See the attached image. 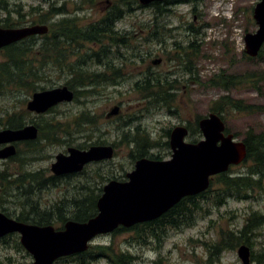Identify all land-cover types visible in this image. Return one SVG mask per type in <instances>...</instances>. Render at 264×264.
Instances as JSON below:
<instances>
[{
  "label": "rangeland",
  "instance_id": "1",
  "mask_svg": "<svg viewBox=\"0 0 264 264\" xmlns=\"http://www.w3.org/2000/svg\"><path fill=\"white\" fill-rule=\"evenodd\" d=\"M6 1L12 9L23 5L25 12L30 10L29 7L38 5L43 10L47 9V4L43 0ZM63 1L66 2L67 16H76L77 22L81 26H87L93 21L100 20L107 13L105 9L111 5L110 2L106 3V0H99L92 6L79 3L77 7L82 9L76 10L74 2L79 0H59L58 6H62L61 2ZM258 1L203 0L197 4L195 11L193 5L179 4L172 7V12L163 16L159 15L156 21V7L145 5L146 7L141 9L135 4L133 9L126 10L124 18L116 22L119 35L129 45L123 46L120 42L119 46L111 47L113 53L109 54L110 67L108 64L104 67L101 63L92 61L88 57V61L84 64V67L90 71L105 70L108 74H111L110 71L114 66L120 68L124 75V79L120 83L95 86L92 93L78 96L72 102L60 103L44 114H37L26 109V104L31 99L32 93L18 91L0 96V115L3 110L24 111L27 118L26 125L35 124L37 126L43 120L53 119L54 122H61L63 128L68 129L72 134L67 137L62 135L58 142L50 143L38 139V141H32L34 146H29L28 141L18 142L16 145L17 156L0 159V172L38 173L39 176L46 178L52 175L50 166L55 161V156L61 152L67 153L70 146L80 148L79 144L86 142L89 147L99 144L97 142L100 141V143L105 142V145L110 144L115 147L112 159L88 165L85 174L80 173L60 178L56 181V185L48 184L42 190L34 191L33 187L26 186V190L19 191L14 186L0 197V210L11 217H16L19 214L35 215L51 207L57 208V206L58 208L54 209L55 215L64 210L67 213L72 211V208L69 209L71 198L77 197L78 194L86 195L92 188L95 193H98L100 191L98 188L103 187L110 179L126 178L125 175L134 169L135 159L130 153L135 142L128 143L123 139H134L135 141L136 137H147L154 143L153 147L148 149V155L169 159L171 149L168 144V132L182 124L193 126L197 118L200 119L211 113V103L221 95L229 94L235 99L243 100L254 106V108H261L247 114L227 113L225 125L228 133L238 134L236 135L237 140H242V135L247 130L263 132L264 91L259 93L250 87H244L226 92L207 85L209 78L222 70L232 74L264 70V46L262 57H252L253 60L246 58L247 54L244 51L246 33L255 32L258 27L253 19V8ZM12 17L16 18L14 14ZM61 18L57 15L53 17L55 21ZM25 19L26 22L21 26L33 25V19L30 16ZM155 23L159 30L157 38L151 36L153 31L151 26H154ZM40 37L41 35H37L34 39L28 40V43L38 44L41 40ZM191 41L196 42L195 46L199 54L194 56L192 62L196 80L188 81L190 74L184 72L180 63L173 58L180 52L176 44L185 47ZM84 45L85 47L78 50L81 55H86L90 48L100 51L101 47L99 44L85 43ZM118 48L119 53L116 51ZM71 50L73 49L71 48ZM64 52L66 61L79 60L80 56L77 54L69 50ZM63 55L61 56L63 57ZM157 59H160V62L155 64L154 60ZM80 60L85 59L81 57ZM101 61L105 62L106 59ZM148 72L153 73V77L156 75L165 77L164 75L168 74L169 82L177 80L178 90L175 91L170 109L164 106L154 107L147 101L141 100L139 94L134 91V83L141 80ZM43 76L45 79L41 80L38 85L46 89L63 86L70 78L66 70L53 66H47ZM116 105L120 107L118 115L107 117V114ZM84 110L89 112L90 117L95 116V122H81L77 125L74 117ZM59 133L57 131V134ZM190 133L187 138L189 142L202 138L201 133H193L191 129ZM24 160L27 162L23 167ZM250 165V162H246L232 166L230 173L245 172ZM20 178L22 183L28 185L26 178ZM262 181L264 183V177ZM82 184L88 186L89 189L79 190L76 188L77 185ZM251 195L252 197L248 199L229 197L220 208L215 207L211 215L199 217L193 227L183 228L177 232L170 231V235L166 234V239L160 244L162 245L160 250L156 249L159 244L155 248L151 245L128 244L126 241L130 236L128 229L99 235L92 241V245L101 247L112 244L117 250H121V248L128 250L136 256L134 264H151L154 260H159L160 264H204L207 258L205 245L218 240L221 228H241L246 223L247 217L253 212L264 216V191L256 189ZM63 204L66 208L60 209ZM50 217L53 216L50 215ZM54 226L60 228L62 223L55 222ZM256 231L258 233L250 238L252 242L250 249L254 255H258L260 258V262H255V264H264V225ZM15 239L16 237H9L4 241L0 240V264H19L32 261L30 254L21 247L19 248ZM17 239L19 241L18 237ZM71 260V257H67L62 262L67 264ZM92 264L112 263L106 257L98 256L92 261ZM215 264L243 263L238 256L237 248H235L232 251H225L220 260L215 261Z\"/></svg>",
  "mask_w": 264,
  "mask_h": 264
},
{
  "label": "trees",
  "instance_id": "2",
  "mask_svg": "<svg viewBox=\"0 0 264 264\" xmlns=\"http://www.w3.org/2000/svg\"><path fill=\"white\" fill-rule=\"evenodd\" d=\"M47 6L46 10H43L41 6L29 7L30 10L25 12L23 5H18L17 9L9 7V3L6 0H0V26L2 27H18L26 22V17H31L33 24H48L49 33L40 37V43H28V40H32L35 36L20 42L11 44L2 50V59L0 60V96L8 93H15L18 91H25L27 93H33L39 89H45L38 83L44 80L43 73L47 66L58 67L61 70H66L70 76L66 85L75 91V99L78 96H84L88 93H92L93 87L101 85H116L124 79V75L121 73L120 68L114 66L111 70V74L104 71L88 70L84 64L90 60L97 63H103L102 59H106V65L111 66L109 54L113 53L111 47L119 46L122 43L123 46L129 45L123 37L119 35V30L116 29V22L126 15V10L133 9L137 4L139 8H145L138 0H106L108 5V12L98 21H93L87 26H81L77 22L76 16L68 17L65 9L66 2L63 1L62 6H58L59 0H43ZM99 0H79L74 2L75 6L79 3L90 4L91 6ZM203 0H163L162 2L152 3V7H156L155 21L158 16L166 15L172 12V7L182 3L193 5V10L199 2ZM112 2V3H111ZM82 9L77 7L76 10ZM3 14V16H1ZM16 18H13L12 15ZM63 15L59 21H55L53 17L56 15ZM151 36L157 38L159 36V30L157 23L151 26ZM149 31H151L149 29ZM195 31V30H194ZM197 32V30H196ZM117 35L120 37L117 39ZM112 36V37H111ZM87 44H99L100 51L89 49L86 55L78 53L80 48L85 47ZM196 42L191 41L187 46L177 45L180 50L179 54L174 56L173 60L179 62L182 66V70L190 74L188 81L196 80L194 77V67L192 65L194 56H198L199 52L195 46ZM115 47V46H114ZM71 48L73 50H71ZM65 50H69L72 53L77 54L79 60L69 62L66 61V55H63ZM119 53V48L116 50ZM263 48L258 54V58L262 57ZM63 55V57L61 56ZM83 57L85 60H80ZM88 57V58H87ZM248 59H254L248 57ZM172 73V72H171ZM186 73V74H187ZM153 74V73H152ZM149 72L143 76L141 80L136 81L133 85V89L139 94L141 100H145L148 104L156 106H164L170 109L172 106V99L177 91V80L168 81V74L161 77L156 75L152 76ZM208 86L222 89L226 92L231 91L234 88L250 87L259 93L264 91V70H258L252 73L244 74H232L225 70L211 76L208 80ZM77 87V88H76ZM77 89V90H76ZM256 109V110H255ZM261 109L260 107L254 108V106L245 103L243 100L235 99L229 94L221 95L214 100L210 105V111L218 113L226 122V114L230 112L238 113H252ZM79 114V116H78ZM74 117L77 125L88 122L94 123L95 116L90 117L89 112L84 110L78 113ZM51 120H43L37 124L39 129L38 139H43L48 142H58L60 137L70 136V131L63 128V124L60 122H54ZM27 123L26 112L24 111H12L3 110L0 115V129L11 128L19 129ZM190 126L193 133H199L198 118ZM57 131L60 133L57 134ZM238 134H235V136ZM37 139V141H38ZM242 140L246 145L247 155L243 163L250 162L251 165L247 167L245 172H239L237 174H231L230 172L221 173L212 178L209 188L199 194L198 196H188L181 200L182 205L176 206L171 212H169L166 221L156 219L147 221L144 223L136 224L131 227L129 238L126 239L130 245L138 244L139 246L151 245L153 248L159 244L156 249H161L160 245L166 238L165 235L170 233L171 230H181L183 228L193 227L199 217H207L211 215L212 210L220 208L224 205L229 197L236 199H248L251 198V193L258 189L261 192L264 191V183L262 181L264 173V131L254 132L253 130H247L242 135ZM124 142H135V146L131 148L130 155L136 160L139 157L149 156L148 149L152 148L154 143L147 137H136L134 139H123ZM99 144H105L97 142ZM29 146H34L32 142H27ZM80 148L88 147L86 142L79 144ZM18 154V150H17ZM16 154V156H17ZM15 157V156H14ZM152 158H160L159 156H149ZM27 160L23 161L24 163ZM21 168V167H20ZM86 173V170L82 172ZM81 173V174H82ZM102 176V175H99ZM26 178L27 184L22 183L21 178ZM41 176L38 173L30 174L18 171L14 173L0 172L1 179V194L7 193L9 189L14 186L20 191L26 190V186L33 187V190L43 189L40 179ZM116 179V178H114ZM111 180V179H110ZM35 187V188H34ZM79 190L89 189L85 184L77 185ZM98 188V187H97ZM102 191V187L98 188ZM99 191V192H100ZM95 193L90 189L86 195L78 194L70 199V208L72 211H61L58 215V221L64 223L68 219H74L76 221H86L97 213L96 202L101 193ZM62 205L60 209L66 208ZM182 210V214L180 211ZM67 211V210H66ZM199 215V216H198ZM165 216V215H164ZM181 216V218H179ZM19 220L28 221L32 220L36 224H47L52 219H45L32 215H18ZM264 225V216L258 212H253L246 219V223L241 227H230L227 229L221 228L218 233V240L205 245L207 258L204 264H215V261H219L225 251H232L241 244H247L251 247V237L258 232V228ZM126 230L125 228H119L118 231ZM6 237L2 238L4 241ZM15 243L20 248L21 244L18 239H15ZM23 249V248H22ZM98 256L106 257L112 264H134L135 257L130 251L117 250L114 245L109 244L106 246H90V248L80 254L71 257V261L67 264H92V261ZM261 256V254H260ZM64 259V258H63ZM60 259L54 264H63ZM252 260L257 263L260 262L258 255H254L252 252ZM151 264H160L159 260L151 262Z\"/></svg>",
  "mask_w": 264,
  "mask_h": 264
},
{
  "label": "water",
  "instance_id": "3",
  "mask_svg": "<svg viewBox=\"0 0 264 264\" xmlns=\"http://www.w3.org/2000/svg\"><path fill=\"white\" fill-rule=\"evenodd\" d=\"M163 0H139L150 5ZM255 32L245 35V53L256 57L264 45V0L253 8ZM47 24L19 27L0 26V50L30 36L48 33ZM160 59L154 60L157 64ZM74 91L68 86L36 91L27 102V110L42 114L62 102H71ZM120 107L114 106L107 117L118 115ZM203 138L197 142L185 140L187 127L175 126L169 136L172 150L170 159L157 160L142 157L126 174L127 180L113 179L103 187L97 200V214L87 221L68 220L62 229L53 225L25 223L0 211V239L11 233L20 234L21 245L32 256L31 262L20 264H54L64 256L88 250L90 242L100 234L113 232L118 227H131L137 223L160 217L183 198L206 191L211 178L229 171L232 165L241 163L247 154L246 145L232 133H226L222 117L211 112L198 121ZM38 128L28 124L19 129H0V159L16 154L15 143L34 140ZM112 145H92L87 149L69 147L67 153H58L51 171L58 176L80 172L92 162L110 160L114 157ZM238 256L243 264H251L250 247L242 244Z\"/></svg>",
  "mask_w": 264,
  "mask_h": 264
},
{
  "label": "flooded vegetation",
  "instance_id": "4",
  "mask_svg": "<svg viewBox=\"0 0 264 264\" xmlns=\"http://www.w3.org/2000/svg\"><path fill=\"white\" fill-rule=\"evenodd\" d=\"M108 10H109V8H106L105 9V12H108ZM57 16H61V17H63V15H57ZM60 19H58L57 21H59ZM112 37V36H111ZM118 38H120L118 35H117V39ZM119 40V39H118ZM118 40H116V43L117 44H119L118 42ZM101 65H103L104 67H106V62H103V63H101ZM187 128H188V130H189V134H191L190 133V128L187 126ZM162 158V157H161ZM163 159V158H162ZM82 173V172H81ZM72 175H74V174H67V175H62V176H58V175H56V174H54V173H52V175H50V176H47L46 178H43V176H41V178L39 179L40 180V182L42 183V188L43 189H45V186L47 187L48 186V184H50V185H56V181L58 180V179H60V178H64V177H70V176H72ZM263 175V177H264V173L262 174ZM124 180H126L127 178H123ZM42 180V181H41ZM182 205V203L181 202H179V203H177V204H175L173 207H171L168 211H166L165 213H163L160 217H158L157 219H161L162 221H166V218H167V216L166 215H168L169 214V212H171L172 210H173V208H175L176 206H180V205ZM63 207H65V205L63 206ZM57 208H58V206H57ZM56 207H51V208H49V209H46V210H44V211H40V212H38L37 214H35V215H37V217H40V218H45V219H52L51 220V222H49V223H47V224H54L55 222H58V217H59V215H55V211H54V209H57ZM57 213V212H56ZM180 214H182V210L180 211ZM50 215L51 216H53V217H50ZM165 215V216H164ZM27 216L28 217H31L32 215H30V214H27ZM17 217V216H16ZM179 218H181V216L179 217ZM156 220V219H155ZM26 223H33V224H36V223H34L32 220H28V221H25ZM59 223H61V222H59ZM171 231H173V230H171ZM178 230H175V232H177ZM9 237H18V238H20V234L19 233H13V234H10V235H8L6 238H9ZM21 248H23L22 247V245H21ZM24 250V249H23ZM155 261V260H154ZM153 261V262H154ZM23 263V262H22Z\"/></svg>",
  "mask_w": 264,
  "mask_h": 264
}]
</instances>
